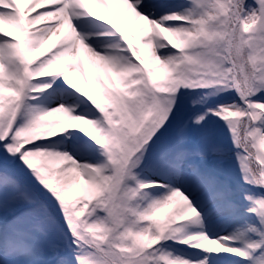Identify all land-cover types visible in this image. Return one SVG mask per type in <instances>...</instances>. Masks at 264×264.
Wrapping results in <instances>:
<instances>
[{
    "label": "snow or ice",
    "instance_id": "1",
    "mask_svg": "<svg viewBox=\"0 0 264 264\" xmlns=\"http://www.w3.org/2000/svg\"><path fill=\"white\" fill-rule=\"evenodd\" d=\"M0 264H264V0H0Z\"/></svg>",
    "mask_w": 264,
    "mask_h": 264
}]
</instances>
